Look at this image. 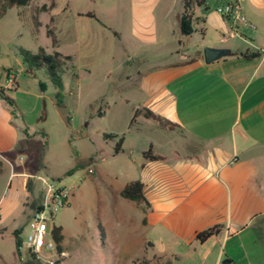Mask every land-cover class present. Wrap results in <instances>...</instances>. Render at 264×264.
<instances>
[{
  "label": "crops",
  "instance_id": "0c3cea01",
  "mask_svg": "<svg viewBox=\"0 0 264 264\" xmlns=\"http://www.w3.org/2000/svg\"><path fill=\"white\" fill-rule=\"evenodd\" d=\"M128 1L124 24L106 25L93 12L78 17L82 25L98 24L126 41L127 68L118 80V98L131 105L130 121L136 109L145 107L178 126L167 131L157 123L156 129L149 126V120L142 117L132 127L129 121V136L155 130L171 135L166 145L161 144L165 141L150 140L145 146L133 147L130 155L139 153L138 164L129 163L116 175V181H121L116 193L120 195L128 183L140 180L151 204L145 215L143 205L123 198L140 210L138 229L123 232V247L145 250L144 256L128 264L154 257L169 259L172 264H264L258 253L264 251V0H217L214 9L207 2L205 11L196 9L204 21L187 36L195 38L190 50L195 56L189 60L181 52L183 0ZM224 4H236L237 11L250 22L239 25L238 35L230 38L226 37L231 23L217 12ZM78 30L75 42L84 52L78 50L77 54L90 58L92 50L87 48L92 31L83 39ZM209 32L217 35L208 38ZM206 47L227 49L230 54L206 64ZM247 50H260L262 55L250 60L238 55ZM62 55L72 58L71 76L80 82L75 56L67 52ZM20 132L11 108L0 96V161L3 173L7 166L10 168V186L16 180L23 191L25 207L30 205V194L40 176L28 162L14 156ZM127 140L125 136L123 151L114 154L115 158L123 154ZM151 147L159 158L156 161L144 157ZM2 219L0 204V235L6 233ZM217 225L222 226L219 235L204 243L197 240L199 232ZM100 227L105 234L101 223ZM63 234L65 250L64 228ZM26 252L28 257L23 260V250L18 253L15 249L13 264H36Z\"/></svg>",
  "mask_w": 264,
  "mask_h": 264
},
{
  "label": "rangeland",
  "instance_id": "374dc122",
  "mask_svg": "<svg viewBox=\"0 0 264 264\" xmlns=\"http://www.w3.org/2000/svg\"><path fill=\"white\" fill-rule=\"evenodd\" d=\"M206 2L214 9L217 0ZM44 4L49 5L50 2L33 0L23 10V17L19 14L22 9L12 8L0 19V87L14 101L13 105L8 102L7 105L21 131L14 156L28 162L33 172L40 176L36 179L34 192L30 194V205L23 207V191L16 180L11 186L8 182L10 168L7 166L0 175L1 224L6 228V233L0 235V258L3 264H13L16 248L12 232L21 230V238L26 239V226L33 209L35 211L44 201L47 187L53 185L56 189L76 188L70 204L55 215L53 222V227L64 228V247L69 253L59 264H128L145 255L140 246L131 251L125 249L122 239L124 230L138 229L140 210L116 193L121 182L116 181V175L129 163L138 164L139 153L135 151L130 155L133 147L145 146L150 140L156 143L165 141L161 144L166 145L171 134L155 130L133 137L128 135L132 107L121 103L118 98V80L127 68L126 41H120L98 24L92 27L82 25L78 17L80 13L93 12L106 25L110 22L124 24L129 1L55 0L51 10L40 12ZM195 15L199 19L202 17L200 13L195 12ZM48 28L53 29L56 44L53 37L48 36ZM77 28L83 39L92 31V40L88 41L87 48L92 50L90 58L84 53L77 54L78 50L84 52L75 42ZM207 34L208 38L217 35L213 32ZM221 35L218 34L219 37ZM193 41L195 38L191 40L181 36V52L186 60L195 56L190 51ZM40 48L48 53L67 52L75 56L74 65L80 82L72 78L70 67L63 74L60 92L66 108L56 105L59 90L46 70L29 68L23 61L22 49L37 53ZM8 72L14 75L15 83L7 85ZM109 73L111 77L108 78ZM100 111L103 116H99ZM147 124L157 127L152 120ZM105 133L128 137L123 154L117 158L114 157L117 139L106 140ZM70 170L73 172L68 174ZM29 188L31 190V181ZM127 218H130V223H127ZM100 223L105 228V237ZM258 253L264 261V251L260 249ZM22 256L23 260L28 257L25 250Z\"/></svg>",
  "mask_w": 264,
  "mask_h": 264
},
{
  "label": "trees",
  "instance_id": "16d2710c",
  "mask_svg": "<svg viewBox=\"0 0 264 264\" xmlns=\"http://www.w3.org/2000/svg\"><path fill=\"white\" fill-rule=\"evenodd\" d=\"M50 2L49 5L44 4L40 7V12H48L55 6V0H48ZM33 0H0V19L4 17L8 10L12 8H19L22 11L19 13L20 17H23V10L26 9L31 5ZM206 0H183V12L179 18V27L180 33L183 36H190L196 32V26L199 25V21H204L201 17H196L195 12L197 8H204V11L207 9L205 7ZM88 16L93 17V14H89ZM35 20L37 21L38 18L34 16ZM39 25V22H37ZM201 33L205 34V28L201 30ZM47 34L50 37H53V42L56 44V39L54 37V31L51 28H48ZM21 55L23 57V61L25 64L28 65L29 68L33 69H45L51 82L53 85L59 90L56 94V105L60 108H66L64 102L62 101L61 90L63 89V74L68 70L70 67V62L72 58L70 56H64L60 52H53L48 53L44 48H40L37 53H32L28 50L22 49ZM241 57L244 59L250 60L259 58L262 55L260 50H247L245 52L239 53ZM0 96L6 100L10 105L14 104V101L9 98L5 94V90L0 87ZM99 116H103V112H99ZM138 117H142L148 120H152L156 122L159 127L163 130L167 131H174L178 128V126L171 121L155 114L148 108L142 107L135 110L134 115L130 121L129 127H132ZM104 138L108 139H117L116 145L114 147V154H119L123 151V144L125 141V134L119 135L115 133H105ZM144 157L150 161H156L159 158L152 153V147L144 153ZM73 170L68 171V174H71ZM3 173V162L0 161V175ZM145 185L140 180H135L128 183L120 193V196L126 200L135 202L137 204L143 205V212L146 215L149 210L151 209V204L147 200L145 196ZM143 222L146 224V217L144 218ZM105 236L102 227H100ZM222 230V226L217 225L214 227L207 228L197 235V240L200 243H204L210 238L217 236L220 234ZM53 236L57 243V248L59 251L63 250V241H64V234L62 227H53ZM21 230H16L13 232L15 237L16 249L17 252L20 253V248L22 247L23 240L20 236ZM27 264H33V261H29ZM132 264H172L171 260L163 259L161 257H154L153 259H141L134 261Z\"/></svg>",
  "mask_w": 264,
  "mask_h": 264
},
{
  "label": "built area",
  "instance_id": "2783aa9c",
  "mask_svg": "<svg viewBox=\"0 0 264 264\" xmlns=\"http://www.w3.org/2000/svg\"><path fill=\"white\" fill-rule=\"evenodd\" d=\"M237 8L236 4H224L217 8V12L231 23L232 30L226 38L238 35L236 29L239 25L248 24L247 18ZM15 82L14 75L9 74L7 85ZM89 172L93 171L90 169ZM75 190L67 187L56 189L49 185L44 201L34 211L20 250L28 251L37 264H59L69 256L65 250H58L52 231L55 215L69 205Z\"/></svg>",
  "mask_w": 264,
  "mask_h": 264
},
{
  "label": "water",
  "instance_id": "95a60500",
  "mask_svg": "<svg viewBox=\"0 0 264 264\" xmlns=\"http://www.w3.org/2000/svg\"><path fill=\"white\" fill-rule=\"evenodd\" d=\"M204 59L206 64H211L217 60L222 59L230 54V51L227 49H220V48H212L206 47L204 48ZM37 264V263H36Z\"/></svg>",
  "mask_w": 264,
  "mask_h": 264
}]
</instances>
